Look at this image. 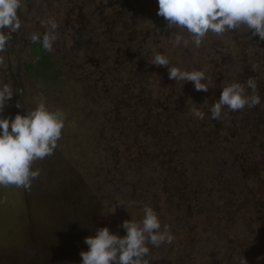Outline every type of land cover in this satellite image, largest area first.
Returning <instances> with one entry per match:
<instances>
[{
    "label": "rangeland",
    "instance_id": "374dc122",
    "mask_svg": "<svg viewBox=\"0 0 264 264\" xmlns=\"http://www.w3.org/2000/svg\"><path fill=\"white\" fill-rule=\"evenodd\" d=\"M158 7L22 0V26L0 52V87L14 92L0 117L44 102L67 118L54 154L33 165L40 176L31 191L0 186V264H82L86 237L102 227L125 236L120 226L141 220L145 205L174 237L148 245L149 264H264V40L241 26L209 32L197 47L186 29L168 28ZM49 20L57 23L46 51L56 75L47 80L27 65L30 36L51 32ZM156 54L203 70L209 90L169 79L168 67L151 64ZM249 77L261 104L212 119L222 88Z\"/></svg>",
    "mask_w": 264,
    "mask_h": 264
},
{
    "label": "clouds",
    "instance_id": "9594fccd",
    "mask_svg": "<svg viewBox=\"0 0 264 264\" xmlns=\"http://www.w3.org/2000/svg\"><path fill=\"white\" fill-rule=\"evenodd\" d=\"M158 5L157 15L165 19L168 28L186 29L197 47L209 32L219 36L241 26L246 27L252 36L264 40V0H158ZM21 9L22 0H0V52L6 51L13 33L22 26L18 14ZM47 25H50L51 32H45L42 38L31 34L30 40L42 43L43 49L51 53L57 39V23L49 20ZM47 25L42 24L43 27ZM181 40L177 35L174 45H180ZM183 44L188 46L189 40L183 39ZM151 64L168 67L169 79L194 82L197 91L207 92L213 83L203 70L187 71L170 66L164 54H156ZM256 89L253 77H249L246 83L233 82L223 87L218 102L210 108L212 119L219 120L224 108L240 111L246 106L254 108L260 105L261 97L255 94ZM13 95L11 84L5 83L0 87V112ZM191 112L200 120L205 117L195 105ZM66 118L63 110H51L44 102L26 115L17 114L14 119L0 117V186L14 185L31 191L33 181L40 176L38 170H33V165L35 161L54 154L62 138ZM143 213L139 221L131 219L122 223L120 227L127 233L123 237L112 233L108 227L99 228L95 236L86 237L84 242L89 250L80 253L82 264H149L146 259L150 252L148 245L159 247L171 243L174 237L166 225L161 230V220L152 207L145 205ZM241 264L248 262L245 259Z\"/></svg>",
    "mask_w": 264,
    "mask_h": 264
},
{
    "label": "trees",
    "instance_id": "16d2710c",
    "mask_svg": "<svg viewBox=\"0 0 264 264\" xmlns=\"http://www.w3.org/2000/svg\"><path fill=\"white\" fill-rule=\"evenodd\" d=\"M32 53L34 55V62L27 65L30 72H34L35 75L47 80L56 75L54 64L49 54L43 49L42 44L35 43L32 47Z\"/></svg>",
    "mask_w": 264,
    "mask_h": 264
}]
</instances>
